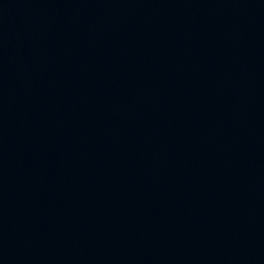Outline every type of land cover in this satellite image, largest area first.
<instances>
[{"label": "water", "instance_id": "obj_1", "mask_svg": "<svg viewBox=\"0 0 264 264\" xmlns=\"http://www.w3.org/2000/svg\"><path fill=\"white\" fill-rule=\"evenodd\" d=\"M0 264H264V0H0Z\"/></svg>", "mask_w": 264, "mask_h": 264}]
</instances>
